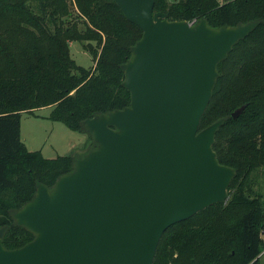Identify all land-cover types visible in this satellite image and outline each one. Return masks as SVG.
<instances>
[{"label":"trees","instance_id":"1","mask_svg":"<svg viewBox=\"0 0 264 264\" xmlns=\"http://www.w3.org/2000/svg\"><path fill=\"white\" fill-rule=\"evenodd\" d=\"M153 10L168 19L204 17L212 27L258 21L217 63L199 123L201 129L224 117L212 148L235 171L228 198L168 227L153 264H264V204L255 188L264 168V0H153ZM141 33L114 0H0V225H8L6 248L34 236L11 211L31 198L38 182L51 186L69 171L73 159L29 150L20 138L21 114L48 106L47 118L85 132L83 119L127 106L121 64ZM72 41L91 54V66L70 56Z\"/></svg>","mask_w":264,"mask_h":264},{"label":"water","instance_id":"2","mask_svg":"<svg viewBox=\"0 0 264 264\" xmlns=\"http://www.w3.org/2000/svg\"><path fill=\"white\" fill-rule=\"evenodd\" d=\"M114 1L142 31L121 64L130 102L82 120L90 140L71 169L10 213L33 238L8 249L0 225V264H153L168 227L228 198L235 171L212 148L224 117L199 123L217 63L258 21L212 27Z\"/></svg>","mask_w":264,"mask_h":264},{"label":"rangeland","instance_id":"3","mask_svg":"<svg viewBox=\"0 0 264 264\" xmlns=\"http://www.w3.org/2000/svg\"><path fill=\"white\" fill-rule=\"evenodd\" d=\"M78 26L83 27L81 24ZM70 56L80 66L89 67L93 64L91 54L78 41L71 42ZM50 109L44 106L36 109L34 114H21L20 137L26 147L29 150H40L45 157L73 154L85 149L90 140L88 134L71 130L60 121L47 118ZM258 181L259 185L255 188L260 192L264 204V168L258 170ZM261 237L264 240V230Z\"/></svg>","mask_w":264,"mask_h":264},{"label":"crops","instance_id":"4","mask_svg":"<svg viewBox=\"0 0 264 264\" xmlns=\"http://www.w3.org/2000/svg\"><path fill=\"white\" fill-rule=\"evenodd\" d=\"M70 44H71V42H70ZM21 138V137H20ZM22 140V139H21ZM23 141V140H22ZM23 143H24V141H23ZM25 144V143H24Z\"/></svg>","mask_w":264,"mask_h":264}]
</instances>
